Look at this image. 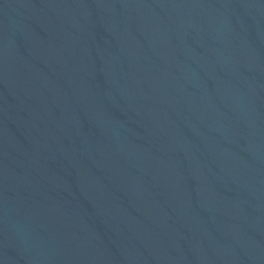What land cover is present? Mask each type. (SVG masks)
Returning <instances> with one entry per match:
<instances>
[{
	"label": "water",
	"instance_id": "1",
	"mask_svg": "<svg viewBox=\"0 0 264 264\" xmlns=\"http://www.w3.org/2000/svg\"><path fill=\"white\" fill-rule=\"evenodd\" d=\"M0 264H264V0H0Z\"/></svg>",
	"mask_w": 264,
	"mask_h": 264
}]
</instances>
